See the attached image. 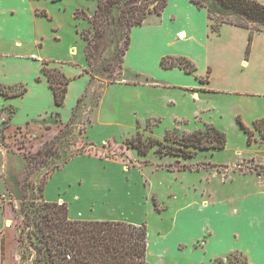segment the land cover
Here are the masks:
<instances>
[{
	"label": "rangeland",
	"instance_id": "1",
	"mask_svg": "<svg viewBox=\"0 0 264 264\" xmlns=\"http://www.w3.org/2000/svg\"><path fill=\"white\" fill-rule=\"evenodd\" d=\"M5 6L16 13L8 11L0 16V52H4L1 58H8L0 59V75L6 72L5 76L11 74V78L20 75L23 81L9 87L0 85V89L10 94L28 90L24 81L33 79L35 72L40 80L47 78L40 72L45 61L67 76L79 70L83 75L75 80L79 86L84 83L85 74L89 75L88 85L76 104L78 88L66 95L61 109L55 107L47 91L38 88L34 92L43 98L45 111L33 113L30 120L17 127L10 126V119L16 114L14 107H6L0 115V183L6 187L5 196L2 191L0 195L9 202L17 229L14 236L17 264H35L40 256L35 245L40 242L29 235L36 228L26 222L28 216L33 217L32 210L47 200L46 181L56 169L80 155L122 169L135 166L140 170L141 176L134 173L131 180L126 179L128 173L122 176L115 171L112 182L90 173L95 181L88 183L87 192L91 193V208L99 206L95 202L101 195L97 188L102 189L112 196L109 205L116 209L119 218L146 225L149 264H230V259L240 264L244 257L249 264H264V163L255 158L239 161L241 157L236 151L246 145L247 138L229 116L220 119L219 114L210 110L200 112L196 119L191 113L196 98L191 95L180 96L176 105L156 106L148 104L146 93L137 94L130 86H121L147 81L135 70H156L146 58L158 60V52L141 48L136 37L127 53L128 66L122 63L124 43L115 47L116 39L110 33L99 42L94 66H90L82 32L91 27L88 18L94 14L97 0H10ZM33 8L46 15L36 14L33 18ZM18 12L21 22L17 21ZM234 19L247 21L238 16ZM255 34L250 40L249 32V51ZM16 37L22 40V44L17 43L20 49L14 47ZM219 37L225 38L224 33ZM258 39L255 52L261 53L264 34ZM173 48L165 44L159 47ZM113 49L122 54L118 53L111 61L113 66L108 67L104 57ZM16 51L27 54L21 56L27 60L13 61L11 54ZM111 84L114 85L108 87ZM201 98L200 102L206 105L219 103L218 96L210 93H203ZM13 101L19 108L15 119L24 121L32 106L19 97ZM183 115L188 119L178 117ZM210 124L226 134V146L221 150L194 149L193 156L185 157L161 153L158 145L140 154L131 145L132 140L141 139L144 145L156 138L165 150L169 147L188 150L191 148L178 142L183 133L199 131L211 138L214 132ZM167 132H174L171 139H166ZM98 163L74 162L54 179L51 189L56 190L60 180L65 182L82 172L98 170ZM256 216L259 218H251Z\"/></svg>",
	"mask_w": 264,
	"mask_h": 264
},
{
	"label": "crops",
	"instance_id": "2",
	"mask_svg": "<svg viewBox=\"0 0 264 264\" xmlns=\"http://www.w3.org/2000/svg\"><path fill=\"white\" fill-rule=\"evenodd\" d=\"M259 1L264 3V0ZM9 3L10 0H0V16L3 15V13L6 14L8 11L11 14L16 13L12 11L13 8L10 10L7 9L5 5H9ZM38 10V8H33V18L36 17ZM20 14L21 13L18 12L17 21L21 19ZM152 18L157 21H152ZM19 22H21V20ZM211 23L212 20L209 18L206 8H200L190 0H167V5L164 10H162L161 14H150L143 24L134 26L130 32L129 48L133 43V39L136 37L141 48H146L151 53L158 52L159 63L157 59L153 60L149 57L146 58L148 64L153 65L154 63L156 70H148L146 68L142 69V72L135 70L136 72L133 71L134 73L147 77V81L141 80L140 82L131 84H118L121 86H130L132 92L135 91L137 94L146 93L148 104L156 106L164 104L176 105L180 100V96L191 95V97L196 98L194 99L195 107L191 112L194 118L197 119L200 112L214 110L215 113L219 114L220 119L229 116L231 121L237 124L239 132L243 131L242 133L245 139L247 138L245 143H247L239 147V150L236 151L241 157L239 161H243L246 158H255L259 162L264 163V137L261 131L255 127V122L264 118V48L261 53L255 52L256 41L260 40L258 36L264 34V29L255 31L256 34L252 42L251 51L247 53L250 29L224 23L220 25L218 31H212ZM1 25L0 22V27ZM16 30V33L19 34V32H21V27L19 26ZM31 31L33 30L31 29ZM181 32H184L183 38L177 36ZM222 32L225 38L219 37ZM14 43L15 48H21V46H17V43L22 44L21 38L16 37ZM162 44L166 46L172 45L174 48L171 50L159 49ZM129 48L124 57L125 66H128L126 62ZM3 53L4 52H0V59L8 60V58H1L3 57ZM7 54L9 55V53ZM11 55L14 56L15 59L13 61L16 62V59L19 61L27 60L21 57L22 55H27L21 51L13 52ZM32 55L34 54H29L28 56L31 57ZM165 55L187 56L198 65V72L196 70L193 73H189L177 66L172 68L162 67L161 59ZM36 62L38 63V61ZM7 73L8 72H6L5 75ZM37 73L38 72L34 73L33 79H26L24 81L27 82L29 88L22 96L5 95L0 91V115L8 106L14 107L17 114L19 108H16L17 105L13 101L14 97H19L20 101L32 106V108L27 111L24 121H17L15 119L16 114L10 119V126L12 127L24 125L30 120L33 113L39 115L40 112L46 110L43 98L40 94L36 95L34 92L38 88L42 91H47L48 97L50 96L54 102L53 91L49 86L47 78L40 80ZM5 75H0V85L9 87L10 85L23 81L20 75L15 78H11V74L9 76ZM85 75V81L80 86L77 85L75 81L78 77L83 76L79 70L72 75H68L72 78V81L69 83L66 95H69L73 88L74 90L78 88L75 104L88 85L89 75ZM201 79L206 80L202 81ZM112 85L114 84L108 87ZM203 93H210L218 96L219 103L214 106L203 104L200 102ZM29 94H32L31 97H28ZM197 100L200 103H197ZM55 107L58 108L56 104ZM62 107L59 108L61 109ZM47 111L52 110L48 109ZM178 117L183 120L188 119L186 115ZM241 121L254 132V138L251 143L248 142V135ZM109 138L112 137L109 136ZM215 150L221 149H214L213 151ZM74 162L80 164L86 162H99V167H96L99 169L82 172V174L76 175L72 180H67L65 182L60 180L59 183L56 184V190H52L51 187L53 181H55L54 179L58 177L59 174L68 170ZM100 169L103 171H100ZM115 171L119 172L122 176L128 173V175H126L127 180H131L133 178L132 174L134 173H139V176H141L140 170H137L135 166L126 170L125 167L122 169L119 165L105 163L102 160H95L88 156L80 155L74 157L50 175L45 185L46 199L48 201H58L59 203L66 202L69 207L68 213L70 219L124 220L119 218L116 209L111 208L112 206L109 205L111 202L110 198H112L110 193L106 194L102 189L97 188H101V186L97 185L96 187L101 195L99 196L100 200L95 201L99 204V206L95 208L90 207L93 201L89 200L91 193L87 192L90 191V185L88 186V183L90 184L92 180L95 181L90 177V173L103 176L105 179H111L112 174H116ZM110 181L112 182L113 180L111 179ZM5 188L6 187L0 183V192L2 191L3 196H5V191H3ZM251 218L255 220L259 217L256 216ZM130 222L138 224L135 220H131ZM16 235L17 229L12 220V211L9 202L0 195V264L18 263L16 256L17 245L14 240V236L16 237Z\"/></svg>",
	"mask_w": 264,
	"mask_h": 264
},
{
	"label": "trees",
	"instance_id": "3",
	"mask_svg": "<svg viewBox=\"0 0 264 264\" xmlns=\"http://www.w3.org/2000/svg\"><path fill=\"white\" fill-rule=\"evenodd\" d=\"M190 1L208 10L209 18L212 20V31H218L221 24L229 23L250 29L251 40L255 31L264 29V3L259 0ZM166 5L167 0H97L95 12L91 18H88L91 27L82 32L83 38L87 41L86 58L89 65L94 66L99 42L108 33L116 39L115 47L119 42L124 43L125 57L130 45L131 29L143 24L151 13L161 14ZM37 14L46 15L44 11L39 10ZM234 16L244 17L247 21L236 20ZM113 51L114 49L108 51V56L104 57L108 67L113 66L111 61L116 59L118 53L122 54L120 51ZM161 65L164 68L177 66L189 73L197 70L195 62L184 55H165L161 59ZM41 72L47 77L56 106H64L68 84L72 78L56 66L50 65L49 61L44 62ZM0 91L10 95L6 90L0 89ZM25 91L26 88L11 95H21ZM241 124L248 135V142L251 143L254 132L242 121ZM255 127L264 137V118L257 120ZM209 128L214 132L211 138L199 131L183 133L181 140L178 141L179 144L191 148L184 151L175 147L165 150L161 141L156 138L149 139L144 145L141 139L132 140L131 145L140 154H146L150 146L158 145L161 153L185 157L193 156L194 149L224 148L227 141L225 132L212 124ZM173 133L167 132L166 139H171ZM32 211L35 213L33 217L28 216L26 225L35 226L36 229L30 231L29 235L40 242L35 244L36 252L40 255L35 260V264H149L147 260L148 233L144 223L136 224L126 220L70 219L68 204L58 201L45 200ZM229 263L236 264L232 259ZM240 264H249L247 257H244Z\"/></svg>",
	"mask_w": 264,
	"mask_h": 264
},
{
	"label": "bare ground",
	"instance_id": "4",
	"mask_svg": "<svg viewBox=\"0 0 264 264\" xmlns=\"http://www.w3.org/2000/svg\"><path fill=\"white\" fill-rule=\"evenodd\" d=\"M177 36L183 38L184 37V32L179 33Z\"/></svg>",
	"mask_w": 264,
	"mask_h": 264
},
{
	"label": "snow or ice",
	"instance_id": "5",
	"mask_svg": "<svg viewBox=\"0 0 264 264\" xmlns=\"http://www.w3.org/2000/svg\"><path fill=\"white\" fill-rule=\"evenodd\" d=\"M262 243H264V241H262Z\"/></svg>",
	"mask_w": 264,
	"mask_h": 264
}]
</instances>
